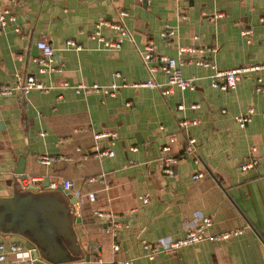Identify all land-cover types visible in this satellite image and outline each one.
Masks as SVG:
<instances>
[{
    "label": "crops",
    "instance_id": "1",
    "mask_svg": "<svg viewBox=\"0 0 264 264\" xmlns=\"http://www.w3.org/2000/svg\"><path fill=\"white\" fill-rule=\"evenodd\" d=\"M0 9L15 17L0 27V85L12 86L21 72L49 87L0 95V196L11 195L16 183H47L52 189L50 184L62 178L72 180L76 190L94 192L95 201L74 206L82 258L69 264H96V245L103 258L131 264H264V91L254 90L257 77L264 87V69L244 74L234 88L222 91L211 87L212 68L196 63L207 60L219 69L264 63V0H0ZM122 9L128 12L123 24L129 36L119 49L89 37L98 21L115 20ZM247 29L253 31L250 40L243 33ZM164 30L171 34L162 35ZM101 34L112 38L115 32L102 27ZM40 39L51 45L62 72L37 71L32 58L39 55ZM149 43L157 54L185 60L180 71L192 78L194 90L175 87L164 96L158 87L121 86L150 78L165 83L166 75L159 70L151 75L142 60ZM182 47L196 51L182 54ZM112 83L120 85L113 96L75 89ZM192 103L199 107L191 109ZM249 107L255 113L242 128L235 116ZM183 118L199 123L182 129ZM108 130L117 134L110 145L114 155L93 156L94 134ZM169 135L175 136L169 152L174 156L183 152L188 136L196 138L201 163L184 158L173 175L163 173L162 148ZM64 137L69 141L59 142ZM253 148L258 164L241 171L239 164ZM39 154L71 160L45 166L37 163ZM20 166L24 180L15 174ZM197 171L205 174L193 180ZM90 176L104 183H87ZM96 210L118 215L117 239L102 231ZM205 216L212 225L204 240L172 255L146 256L143 241L178 239ZM239 228L243 233L237 237H209ZM0 243L27 245L13 234H0ZM0 264L17 263L8 254Z\"/></svg>",
    "mask_w": 264,
    "mask_h": 264
},
{
    "label": "built area",
    "instance_id": "2",
    "mask_svg": "<svg viewBox=\"0 0 264 264\" xmlns=\"http://www.w3.org/2000/svg\"><path fill=\"white\" fill-rule=\"evenodd\" d=\"M224 14L219 13L217 16L221 17ZM128 16V12L126 10H119L118 16L115 20H105L102 19L98 21L92 33H90L89 37L92 39H97L100 41L105 48L108 49H119L124 42L125 39L128 38L129 34L126 28L124 27V19ZM15 17L12 14H9L8 11L0 9V27H6L8 23L13 22ZM264 21V17L262 18ZM107 27L110 30L115 32V35L112 38H107L101 34V28ZM15 31L18 33H22L19 26L15 27ZM247 39L250 40V37L253 35V31L251 29H247L244 32ZM170 32L164 30L162 35H170ZM68 45L75 46V42L68 40ZM36 47L39 50V55L33 57L32 60L37 63V71L40 73L43 72H62L61 66L54 65L55 55L54 50L48 42L43 39H40L36 43ZM79 48V46H76ZM196 49L189 47L180 48V52L189 53L195 52ZM202 51V50H199ZM142 60L144 64L147 66L148 72L152 75L156 71H162L166 75L165 83L159 84L154 79L150 78L143 82L132 81L129 83H123L121 86L129 85L132 88L137 87H148L155 88L158 87L161 90L162 95H167L172 92L173 88L177 87L180 90H194L195 84L192 78H185L181 74V66L184 64V59H177L173 57H169L162 54H157L154 52V47L152 43L145 45L144 51L142 53ZM196 63L202 64L204 66H209L212 68V73L210 74L211 87L215 90L226 91L234 88L244 77V74L249 72H258L264 69V63L259 64H249L244 66H238L227 69H219L216 68L211 62L207 60H197ZM257 85L255 87V92L260 93L264 91V87L261 85V79L259 77L256 78ZM65 87H68V83L63 84ZM120 85L112 83L109 85H86L79 84L75 86L76 91H82L86 94L88 93H103L108 96L114 95V90L119 88ZM31 89H39L41 91H47L49 87L45 86L41 82H39L33 74H22L21 72L15 73V82L12 86H1L0 85V95H8L13 92L18 93H26ZM199 105L196 103L190 104L191 109L198 108ZM183 108V106H180ZM254 108H247L246 112L243 114H239L235 116L236 122L240 127H244L248 122H250L251 117L254 114ZM264 118V112L262 114ZM199 123L197 118H183L179 121V127L182 129H186L189 126H195ZM116 132L113 130L108 131H100L94 134V140L96 141L92 155L95 157H111L114 155V151L112 150L110 145L114 144V140L116 139ZM69 137L60 138L59 142H68ZM105 140L107 141L106 146L102 147L97 145L99 141ZM175 141L174 135H169L167 137V144H165L162 148L163 157H162V172L171 176L174 173V165L181 159L190 157L194 164L199 165L201 163L199 156L197 155V146L198 141L196 138L188 136L186 138V142L183 146V152L174 156L170 154V144ZM135 150L136 148H132ZM85 158L86 156L83 155ZM71 160L69 156L65 155H50V154H39L36 156L37 163L45 166H50L52 164L57 163L58 161H67ZM258 164V157L254 154V148L252 151L243 158L241 163L239 164V169L241 171H247ZM205 174L204 171H197L191 175L193 180L203 177ZM87 183L100 182L104 183L103 178H98L94 176L87 177L85 179ZM61 187L62 191H67L68 194H72L76 198V204L82 203L84 201H95L96 196L94 192H81L74 188V184L72 180L62 178L57 183H51L50 188L57 189ZM94 217L98 220V222L102 226V231L111 234L115 239L118 237V229L122 226L121 221L118 220V215L113 214L111 212L96 210L93 213ZM212 225V218L209 216H205L201 219L200 223L193 228L188 229L183 236L178 239H170L165 242H147L143 241V248L146 250V256L149 259H152L157 253L164 252L166 254L172 255L177 253L179 248L196 244L206 238L205 230ZM243 233V229H234L231 231H226L220 233L218 235L209 236L214 240H227L232 237L240 236ZM112 251L117 252L119 250V244L117 241H114L111 245ZM94 252L96 255V264H131L129 260H119V259H105L101 256L99 252L98 245L94 247ZM8 254L13 255V262L17 264H33L35 262V258L32 256V249L28 248L24 244H16L11 243L7 246L0 243V263L7 258Z\"/></svg>",
    "mask_w": 264,
    "mask_h": 264
},
{
    "label": "water",
    "instance_id": "3",
    "mask_svg": "<svg viewBox=\"0 0 264 264\" xmlns=\"http://www.w3.org/2000/svg\"><path fill=\"white\" fill-rule=\"evenodd\" d=\"M15 174L26 179L22 166ZM48 186L16 183L11 195L0 196V234L22 237L32 249L33 264H69L82 258L73 229L76 198L68 200L67 191Z\"/></svg>",
    "mask_w": 264,
    "mask_h": 264
}]
</instances>
